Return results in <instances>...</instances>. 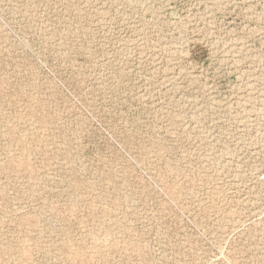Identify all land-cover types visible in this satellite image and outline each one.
Segmentation results:
<instances>
[{"label":"rangeland","instance_id":"rangeland-1","mask_svg":"<svg viewBox=\"0 0 264 264\" xmlns=\"http://www.w3.org/2000/svg\"><path fill=\"white\" fill-rule=\"evenodd\" d=\"M0 264H264V0H0Z\"/></svg>","mask_w":264,"mask_h":264}]
</instances>
